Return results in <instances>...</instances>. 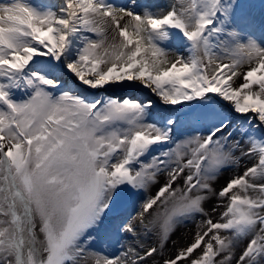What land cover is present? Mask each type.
Returning <instances> with one entry per match:
<instances>
[{"label": "snow or ice", "instance_id": "6c2138e0", "mask_svg": "<svg viewBox=\"0 0 264 264\" xmlns=\"http://www.w3.org/2000/svg\"><path fill=\"white\" fill-rule=\"evenodd\" d=\"M150 261L264 264V0L0 2V264Z\"/></svg>", "mask_w": 264, "mask_h": 264}, {"label": "bare ground", "instance_id": "6f19581e", "mask_svg": "<svg viewBox=\"0 0 264 264\" xmlns=\"http://www.w3.org/2000/svg\"><path fill=\"white\" fill-rule=\"evenodd\" d=\"M50 1L51 0H33V3L36 5H50ZM0 2H6V0H0ZM60 0L57 2L56 6L59 5ZM57 75H60L59 72H57ZM72 82L71 80H69V82L65 85L66 88H70V89H74L76 88L75 86L71 85ZM237 83H240V81H237ZM131 95V94H130ZM132 96V95H131ZM17 98L19 99L20 96L17 95ZM250 161L245 160L244 162H242L239 165V171L242 172L245 165H250ZM235 170L234 169H229L228 171H226L225 173H223V175L220 177V179L216 182L215 187L218 189L221 186L224 185L225 181L227 179H229L233 174H234ZM158 187V186H157ZM153 192L155 193L156 191V187L152 188ZM216 206V201L212 200L209 201L206 205L205 208L208 210H211L213 207ZM217 217L215 215H213V219H216ZM199 219V218H198ZM198 222V221H197ZM196 231V226L194 223H189L186 226H182L180 228H178V230L176 231V233L172 236L171 241L169 242V244L167 245V248L165 249V253L164 255H170L173 254L176 251V247L177 246H183L187 243H189L192 239L193 233ZM153 241L150 240V243H152Z\"/></svg>", "mask_w": 264, "mask_h": 264}, {"label": "rangeland", "instance_id": "374dc122", "mask_svg": "<svg viewBox=\"0 0 264 264\" xmlns=\"http://www.w3.org/2000/svg\"><path fill=\"white\" fill-rule=\"evenodd\" d=\"M59 0H51L50 1V5L52 6H56L57 2ZM117 3H124L126 2V0H116ZM149 3H152V4H155V5H158L160 6V8L162 9H167V7L173 2V0H148ZM256 3H259V0H255ZM259 9H257V13H258ZM169 51L175 53L177 51V46L175 45V43L173 42L172 45L169 46ZM71 85L75 86L76 85L72 82H70ZM112 91H115L118 95H123V93L125 91H127L129 94L132 95V98H137V99H140V100H147L149 98H152V99H156L154 96H152V94L147 90V89H140V88H137L135 90H132V89H120V88H116V87H113V88H110L109 89V93L108 94H111ZM151 194H154L153 190L151 189ZM138 203L137 202V208H138ZM131 210V209H129ZM148 243H150V241H148ZM99 247V246H98ZM108 251H112L111 248H108L107 249ZM159 258H157L158 260ZM149 264H152V262L150 261Z\"/></svg>", "mask_w": 264, "mask_h": 264}]
</instances>
